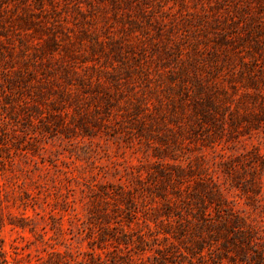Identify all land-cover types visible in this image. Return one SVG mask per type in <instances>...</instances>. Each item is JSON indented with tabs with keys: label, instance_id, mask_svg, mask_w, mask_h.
Here are the masks:
<instances>
[{
	"label": "rangeland",
	"instance_id": "rangeland-1",
	"mask_svg": "<svg viewBox=\"0 0 264 264\" xmlns=\"http://www.w3.org/2000/svg\"><path fill=\"white\" fill-rule=\"evenodd\" d=\"M262 112L264 0H0V264H264Z\"/></svg>",
	"mask_w": 264,
	"mask_h": 264
},
{
	"label": "trees",
	"instance_id": "trees-1",
	"mask_svg": "<svg viewBox=\"0 0 264 264\" xmlns=\"http://www.w3.org/2000/svg\"><path fill=\"white\" fill-rule=\"evenodd\" d=\"M196 111H198L199 112V110H196ZM264 114V112H262V115ZM207 115H209V112H207ZM201 116L202 117H196V119L197 120H201V121H203V117H204V114H201ZM246 117H250V118H252L251 120H257V118H258V116L257 117H255L254 116V114H249L248 116H246ZM177 175L179 176V172L177 173ZM181 175V174H180ZM211 193H209V195H210ZM210 199H213L212 197H210ZM210 226V225H213V227L214 228H211V227H207V228H204V230H206V231H208V232H212V233H218V236H223L224 238H227V235H226V233H227V225H226V221H222V220H216V222H213V223H210V224H206L205 223V226ZM246 237H241L240 235L237 237H234L233 239H231V240H227V242H226V244H222L221 245V248H220V250H219V252H221V254H219V253H217V254H215L214 255V258L215 259H217V261H218V259H219V261H220V259L222 260V258L224 257V258H226V257H228V256H225L226 254L225 253H228V249H229V243L230 244H232L233 245V247H235L234 249H236V250H238L239 251V253H240V255H242V260L243 259H245V257H247L246 255V251H244V249L242 250V249H237V247H236V243H235V240H238V241H242L246 246H248V248L250 247L249 245V242H247L246 240ZM189 250V249H188ZM221 255V256H220ZM254 257H258V258H261L260 257V254L258 253V254H255L254 255Z\"/></svg>",
	"mask_w": 264,
	"mask_h": 264
}]
</instances>
